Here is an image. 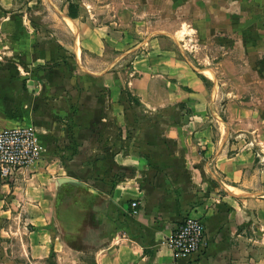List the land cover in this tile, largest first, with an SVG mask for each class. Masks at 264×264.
<instances>
[{
  "label": "crops",
  "instance_id": "crops-1",
  "mask_svg": "<svg viewBox=\"0 0 264 264\" xmlns=\"http://www.w3.org/2000/svg\"><path fill=\"white\" fill-rule=\"evenodd\" d=\"M17 3L0 0V129L34 127L42 158L0 180V216L39 227L29 251L60 247L53 219L70 235L84 231L85 264H256L259 252L264 264L254 139L233 137L212 79L179 56L174 37L135 40L114 20L99 23L88 0H67L68 40L47 37L24 18L31 31L21 27ZM61 177L82 185L58 189ZM72 188L83 205L67 225L57 204ZM187 216L203 220L205 243L177 258L167 242Z\"/></svg>",
  "mask_w": 264,
  "mask_h": 264
},
{
  "label": "rangeland",
  "instance_id": "rangeland-1",
  "mask_svg": "<svg viewBox=\"0 0 264 264\" xmlns=\"http://www.w3.org/2000/svg\"><path fill=\"white\" fill-rule=\"evenodd\" d=\"M88 1L99 23L114 20L135 40L164 34L174 37L179 56L192 63L202 77L212 79L217 110L233 129V137L241 138L243 144L254 139L250 146L259 154L256 164L264 189V0ZM66 3L67 0H18L11 12L24 18L34 31H43L44 36L56 32L68 40L63 24ZM13 25L16 30V20ZM26 25L22 20L21 27L31 31ZM131 61L130 57L123 61L128 69ZM74 190L57 204V213L68 220L67 225L73 211L83 205L80 196L84 192L77 194ZM49 226L51 237L57 238L60 247L50 243L40 251H29L30 243L39 239V227L23 223L21 216H0V264H85L92 249L84 244V231L70 235L65 231L68 226L63 229L53 219ZM251 257L254 255L249 254ZM261 258L259 252L254 258L256 264H263Z\"/></svg>",
  "mask_w": 264,
  "mask_h": 264
},
{
  "label": "built area",
  "instance_id": "built-area-1",
  "mask_svg": "<svg viewBox=\"0 0 264 264\" xmlns=\"http://www.w3.org/2000/svg\"><path fill=\"white\" fill-rule=\"evenodd\" d=\"M42 158V148L36 129L17 125L0 129V180L11 183L18 174ZM132 215H137L138 201H133ZM205 223L199 217L187 216L168 239V245L177 258L190 257L205 243Z\"/></svg>",
  "mask_w": 264,
  "mask_h": 264
},
{
  "label": "water",
  "instance_id": "water-1",
  "mask_svg": "<svg viewBox=\"0 0 264 264\" xmlns=\"http://www.w3.org/2000/svg\"><path fill=\"white\" fill-rule=\"evenodd\" d=\"M64 184L72 185V187H76V186H81L82 185L78 181H76V180H74V179H72L70 177H61V178L56 179V185H57L58 189H60V187H62Z\"/></svg>",
  "mask_w": 264,
  "mask_h": 264
},
{
  "label": "trees",
  "instance_id": "trees-1",
  "mask_svg": "<svg viewBox=\"0 0 264 264\" xmlns=\"http://www.w3.org/2000/svg\"><path fill=\"white\" fill-rule=\"evenodd\" d=\"M77 5L76 3L70 2L69 4V14L68 16L70 18H76L77 17Z\"/></svg>",
  "mask_w": 264,
  "mask_h": 264
}]
</instances>
